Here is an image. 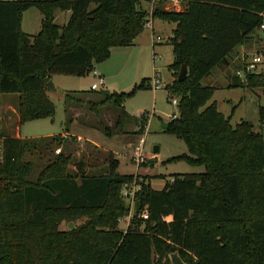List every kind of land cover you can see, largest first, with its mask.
<instances>
[{
    "label": "trees",
    "instance_id": "obj_1",
    "mask_svg": "<svg viewBox=\"0 0 264 264\" xmlns=\"http://www.w3.org/2000/svg\"><path fill=\"white\" fill-rule=\"evenodd\" d=\"M32 7L42 15L35 35L21 29L22 14ZM56 10L69 12L64 26L53 22ZM262 14L264 0H187L181 11L160 13L174 23L169 68L176 73L187 66L186 78L166 87L177 97L178 114L163 130L183 139L189 151L171 159L204 171L175 175L158 190L150 187V175L141 176L125 231L117 220L130 214L131 204L121 190L135 175L118 174L112 152L96 167L74 159L65 146L30 180L33 164L25 153L46 142L61 145V135L0 136V264H153L152 252L160 258L176 253L185 264H264L263 136L248 121L232 126L214 102L205 106L212 87L202 84L215 66L229 63L236 46L253 39ZM146 17L140 0H0V94H17L20 123L52 116L50 77L90 72L92 60L133 43ZM232 79L230 85L258 89L264 97L263 69ZM149 85L143 79L138 87ZM74 93H65L67 106L94 95L96 101L85 102L91 113L113 108L119 131L103 126L106 136L127 132L132 120L122 104L130 93ZM258 120L264 123L261 105ZM135 125L142 131L143 118ZM51 216L85 218L58 237Z\"/></svg>",
    "mask_w": 264,
    "mask_h": 264
},
{
    "label": "rangeland",
    "instance_id": "obj_2",
    "mask_svg": "<svg viewBox=\"0 0 264 264\" xmlns=\"http://www.w3.org/2000/svg\"><path fill=\"white\" fill-rule=\"evenodd\" d=\"M186 2L187 0H180L179 6H172L166 2L151 7L144 0H140V8L148 12V17L145 18V21L153 22V26L151 25V28L144 27L135 39L134 45L117 46L111 50L112 47L109 50L108 57L104 60L91 61L92 68L96 69L104 77L103 88L105 90L130 93L124 99L122 105L132 121L127 123V130L125 127L122 128L120 126L121 129L127 132L106 136L101 131L103 126L109 127L112 132H117L119 129L115 126V112L112 111L113 108L110 106L101 107L96 115L87 109L85 102L96 101L99 96L86 95L83 97L84 103L81 105L74 104L68 111L66 110L65 93L91 91L90 86L94 82V77L90 72H84L79 75H54L52 80L54 88L47 90L49 96L47 97L54 105L53 115L21 123L19 128L20 136L22 138L54 136L66 129L74 130L88 137L95 144L108 150L112 149L118 159L116 168L118 174L135 175L140 179L143 175H150L149 184L155 190L161 189L164 183L171 181L175 175L203 172V165H190L182 159H171L179 155L189 154V151L183 139L163 130V123L168 122L173 114H178L176 104L172 103V99L177 101V97H173L166 89L176 79L178 71L175 73L174 70L169 68L172 62L170 38L174 23L162 20L160 13L163 11H181L185 8ZM155 11H158V14L153 17ZM150 15L151 18H149ZM41 18L42 15L37 8L32 7L26 10L22 15L23 29L30 33H36L40 29ZM68 18L69 12L56 10L53 22L59 26H64ZM151 32L154 34V39L155 35L161 37V41L156 43L154 48L151 46ZM254 33L259 38H264L263 30L256 29ZM259 38L255 37V40L250 42V47L246 49L245 54L261 49L263 43ZM153 52L157 56L155 61L153 60ZM233 57L224 68L220 67L222 65H217L202 79V84L212 87V96L205 106L214 102L217 110L225 117H229L232 126L241 121L250 122L254 130L260 132L264 139V123L260 125L258 120V107L259 105L264 106V97L258 89L230 85L234 75V70L232 69L237 66V63L235 65V63L231 62ZM219 68H223L224 72L221 73ZM154 71L159 74L163 86L160 88H153L150 85V87H138V84L143 79H152ZM6 94L14 96L15 100L12 97H0V110L7 103H14L17 106V94ZM141 118H143L145 126L142 131H137L135 124L139 123ZM68 119L71 120V124L68 123ZM123 120H126V117H123ZM2 130L7 131V129ZM56 137H60L61 145H56L55 143L50 145L46 142L47 147H45L43 144H39V147L29 150L23 156V159L29 160L33 164V169L29 176L30 180H34L47 160L58 154L65 146L69 148L67 151L72 150L74 159H85L89 163L96 165V167L104 164L108 152L100 147L88 141L79 140L71 135ZM155 148H157L156 151ZM137 149H141V153L145 156L147 163H144V165L142 163L137 165L134 157H132ZM125 202H127L126 199ZM133 211L134 205L132 206L131 204L130 215L117 220L118 229L126 230ZM56 218L51 216L52 223L50 226L59 237V235L68 231L66 227L68 221H73L75 229L85 217L64 218L61 221ZM169 257L170 255H164L160 258L156 253L152 252V263L162 264L165 261H170Z\"/></svg>",
    "mask_w": 264,
    "mask_h": 264
},
{
    "label": "built area",
    "instance_id": "obj_3",
    "mask_svg": "<svg viewBox=\"0 0 264 264\" xmlns=\"http://www.w3.org/2000/svg\"><path fill=\"white\" fill-rule=\"evenodd\" d=\"M166 2L168 4H171L172 6H179L180 4V0H150L148 4L151 7L153 6L155 7L157 5L164 4ZM151 10L153 9L151 8ZM262 16H263V21L261 22L259 26L260 30H264V14H262ZM149 18H151V15L149 16ZM143 26L151 28V23L149 22V20H147L144 22ZM159 41H161V37L159 35H155V39H154V34H152V42H151L152 48H154L155 44L158 43ZM155 59H157V56L153 52V60L155 61ZM237 65L238 67L235 69L234 74L240 78H244V76L247 73L248 74L259 73L263 69V66H264V51H255L250 54L242 55L240 58V62H238ZM90 73L94 77V82L91 83L90 89L91 90L100 89L104 85V77L94 68L91 69ZM150 86L153 88H160L163 86L161 79L159 78V74L156 71H154L153 78L150 79ZM172 103L177 104L176 99H172ZM132 157H134V160L137 165H139L140 163L146 162L144 158L145 156H143V154L141 153V149H137L133 153ZM140 180H141L140 178H137V176H134V179L132 181L125 182L122 186V190H121L122 196L124 200L126 199V201L128 203L130 202V204L133 203L135 192L139 190L140 188V185L138 183V181ZM141 216L145 218L146 213L145 212L142 213Z\"/></svg>",
    "mask_w": 264,
    "mask_h": 264
},
{
    "label": "crops",
    "instance_id": "obj_4",
    "mask_svg": "<svg viewBox=\"0 0 264 264\" xmlns=\"http://www.w3.org/2000/svg\"><path fill=\"white\" fill-rule=\"evenodd\" d=\"M65 12H68V11H65ZM22 25L23 24H22V17H21V29H22L23 32H25L27 34H30V35H35L39 31V29H38V31L36 33L27 32V31H25L23 29V26ZM151 25L153 26V22H151ZM153 28H152V30H154ZM151 34H152V32H151ZM255 37L259 38L257 36V34L254 33L253 39H251L247 43H243V44H240V45H238V46L235 47V49L233 51L234 57H233V60L231 61L233 64L235 63V65H236V63L238 64V62H240L241 56L245 54L244 52L246 51V49H248V47H250V44H251L250 42L254 41L255 40ZM135 39L133 40V43H131L130 45H134L135 44ZM144 47H146V46L144 45ZM113 49H115V47H113L111 50H113ZM247 54H250V53H247ZM221 65L222 66H220V67H223L224 68L226 64H221ZM223 68H221L222 70L219 68V71L221 73L224 72L223 71ZM236 68L237 67L233 68L232 70L235 71ZM263 69H264V66H263ZM53 78H54V75L52 77H50L51 80H53ZM103 86L100 89H104ZM48 89L49 88L46 87V94H47V90ZM100 89H98V90H100ZM47 96H48V94H47ZM0 97H2V98H11L12 97V99L15 100L14 96L7 95L6 93L0 94ZM17 102H18V98H17ZM70 107H72V106L71 105H68L67 108H66V110L68 111V109H70ZM68 123L71 124V120L68 119ZM20 126H21V123L19 122V115H18V111H17V106H15L14 103H7V104H5V106H2L1 107V110H0V136H8V137H14V138H22L20 136V134H19V128H20ZM68 128H70V127H68ZM2 129H7V131H4ZM57 135H61V136H65V135L75 136L79 140L88 141V142L92 143L93 145H95L97 147H100L102 150H104V151H110V152H112L115 155V153L113 152L112 149L108 150L105 147H101V146L95 144L93 141L89 140L88 137H85L82 134L77 133L74 130L66 129L65 131H63V132H61L60 134H57ZM44 137H47V136H44ZM35 138H37V137H35ZM145 170H147V169L145 168Z\"/></svg>",
    "mask_w": 264,
    "mask_h": 264
},
{
    "label": "water",
    "instance_id": "obj_5",
    "mask_svg": "<svg viewBox=\"0 0 264 264\" xmlns=\"http://www.w3.org/2000/svg\"><path fill=\"white\" fill-rule=\"evenodd\" d=\"M262 42L264 43V38L262 39ZM187 76V66L185 64H182L178 73H177V76H176V79L178 81H182L186 78ZM46 87L47 88H51L53 89L54 86L52 84V80L49 79L47 82H46ZM168 126V123L165 122L163 123V129H165L166 127ZM157 150V148H155V151ZM66 227H67V230H72L74 229V223L73 221H68L67 224H66ZM170 260H171V264H185L184 262H182V260L180 259V257L176 254V253H172L170 255Z\"/></svg>",
    "mask_w": 264,
    "mask_h": 264
}]
</instances>
